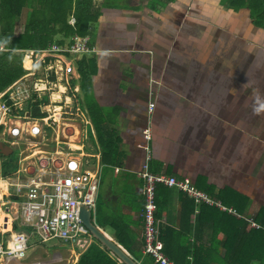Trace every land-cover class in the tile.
<instances>
[{
    "label": "crops",
    "instance_id": "obj_1",
    "mask_svg": "<svg viewBox=\"0 0 264 264\" xmlns=\"http://www.w3.org/2000/svg\"><path fill=\"white\" fill-rule=\"evenodd\" d=\"M165 1L99 5L89 36L97 52L88 57L98 70L87 100L77 70L91 124L87 139L78 144L82 119L60 122L58 133L84 148L86 167L99 178L92 221L104 234L117 244L118 232L134 238L142 251L147 163L154 175L187 180L215 202L198 204L176 187H157L162 230L175 231L176 248L187 246L180 251L197 258L209 252L208 264H222L220 212L252 223L264 207V30L253 25L248 9L236 12L221 0ZM9 160L16 169L19 153ZM37 242L23 263L79 259L72 249L49 253Z\"/></svg>",
    "mask_w": 264,
    "mask_h": 264
},
{
    "label": "built area",
    "instance_id": "obj_2",
    "mask_svg": "<svg viewBox=\"0 0 264 264\" xmlns=\"http://www.w3.org/2000/svg\"><path fill=\"white\" fill-rule=\"evenodd\" d=\"M72 19L70 25L75 23ZM96 52L89 36H75L72 44L67 40L61 46L54 43L45 49L22 51L25 74L0 92V143L13 149L22 146L16 169H7L12 161L0 158V212L5 216L0 225V264H25L31 238L43 244L58 240L78 252L95 241L83 223L81 210L86 207L95 213L99 178L86 167L89 162L84 148L60 138L58 128L60 122L74 123L82 117L86 127L79 129L78 144L87 139L91 124L77 84V62ZM25 58L31 61L29 68L24 67ZM57 92L63 96L61 100H54ZM153 108L151 103L150 110ZM50 131L55 134L54 141ZM145 135L150 137L148 129ZM142 177L146 185L142 253L151 255L156 264H176L161 251L164 222L155 217L158 185L176 187L198 204L215 202L187 180L154 175L147 163ZM252 226L264 230L255 222Z\"/></svg>",
    "mask_w": 264,
    "mask_h": 264
},
{
    "label": "trees",
    "instance_id": "obj_3",
    "mask_svg": "<svg viewBox=\"0 0 264 264\" xmlns=\"http://www.w3.org/2000/svg\"><path fill=\"white\" fill-rule=\"evenodd\" d=\"M116 1L104 0L99 5L110 7ZM169 1L173 0H166L164 4ZM221 2L236 12L248 9L253 25L264 30V0H221ZM99 5L97 6L94 0H0V92L25 73L22 66L23 53L19 55L16 53L17 51L45 49L54 43L60 46L64 45L65 42L60 38L57 39V36L66 38L69 44H72V38L75 36H92V25L100 15ZM24 10H27L25 27L23 32L17 35L15 32L17 20L21 18ZM72 17L75 19L74 25H70L69 19ZM90 46H94L91 37ZM90 55L83 56L77 62L81 94L85 95L86 100L92 91V78L98 70L96 59L88 58ZM25 65L28 68L27 58H25ZM14 168L7 167L9 170ZM220 200L222 203H228L223 194H220ZM205 209L204 213L218 210ZM236 210L242 212L239 207ZM220 214L222 224L219 223L217 229L223 233L220 241L222 240L221 244L226 250L221 261L222 264H251L252 262L264 264V230L255 229L252 223H248L242 218L230 217L225 212H220ZM160 216L161 212L157 207L156 220H159ZM98 221L102 225L100 218ZM254 222L264 226V207L260 209ZM174 232L171 228L161 231L163 244L161 251L176 264H190L188 257L193 253L190 250L180 251L187 247L184 245L176 248L175 242H179L175 236L172 237L175 235ZM118 233L119 244L138 264H156L151 255H144L142 251L136 249L137 243L134 238L120 237L121 235ZM214 238L212 237L213 243ZM193 256L194 262L191 264H208L205 258H212L209 252L203 253L204 258H197L195 254ZM76 264L122 263L105 247L92 243L80 253Z\"/></svg>",
    "mask_w": 264,
    "mask_h": 264
},
{
    "label": "water",
    "instance_id": "obj_4",
    "mask_svg": "<svg viewBox=\"0 0 264 264\" xmlns=\"http://www.w3.org/2000/svg\"><path fill=\"white\" fill-rule=\"evenodd\" d=\"M0 153L4 156H10L13 153V149L9 146H3L0 143ZM81 218L83 223L89 229L93 237L107 250L111 252L113 256H115L118 261L122 264H138L132 256L119 244L113 241L110 237L104 234L101 229L98 228L92 221V214L88 208L83 207L81 210ZM84 250L81 251V253Z\"/></svg>",
    "mask_w": 264,
    "mask_h": 264
},
{
    "label": "rangeland",
    "instance_id": "obj_5",
    "mask_svg": "<svg viewBox=\"0 0 264 264\" xmlns=\"http://www.w3.org/2000/svg\"><path fill=\"white\" fill-rule=\"evenodd\" d=\"M102 1H104V0H102ZM94 3H97V5L100 4L99 0H94ZM121 4H122V0H118L113 7L114 8H118V7H120ZM72 18H71V21H73ZM26 19H27V10H24L21 18L17 20V27H16V30H15V32H16L17 35L18 34H21L23 32L24 27H25V23H26ZM59 38H60V40H62V41H64L66 43V41H67L66 38H63L61 36H57V39H59ZM16 53L19 54V55H22V51H17ZM23 57H24V55H23ZM24 67H26L25 60H24ZM82 97L85 98V95L83 94ZM84 100H86V99H84ZM81 119H82V117H80L79 119H77V121H80ZM75 124H78V123H75ZM47 148H50V146H48ZM21 149H22V146H16V147H14V153L11 156L6 157V156H3V155L0 154V158L6 159V160L13 159L16 162L17 159H18V153H19V151ZM0 197H1V195H0ZM101 200L102 199L98 200V204H97L98 207H100V205H101ZM101 208H102V205H101ZM0 214H1V212H0ZM94 242H96V241H93V243ZM37 244H38V242H37L36 238H31V240L29 241V245L30 246H36ZM48 247H53V248H48ZM39 248H42V249L44 248L49 253H53L54 250H56L57 252H61V253L65 252V251H71V248L69 246L63 247L58 240L51 241L48 244H40L39 245ZM72 250L75 251V253H78V250L77 249H72ZM30 259H31L30 261L35 262V260H33L32 258H30ZM1 261H2V263L5 262L4 260H1ZM43 263H47V261H44Z\"/></svg>",
    "mask_w": 264,
    "mask_h": 264
},
{
    "label": "bare ground",
    "instance_id": "obj_6",
    "mask_svg": "<svg viewBox=\"0 0 264 264\" xmlns=\"http://www.w3.org/2000/svg\"><path fill=\"white\" fill-rule=\"evenodd\" d=\"M27 60H28V68H29L30 65H31V61H30L29 58H27ZM53 97H54V100H57V99H59V98L61 97V95H60L59 93H55V94L53 95ZM4 190H5V189H3V191H4ZM4 218H5V216H4L3 214H0V225L3 223Z\"/></svg>",
    "mask_w": 264,
    "mask_h": 264
},
{
    "label": "clouds",
    "instance_id": "obj_7",
    "mask_svg": "<svg viewBox=\"0 0 264 264\" xmlns=\"http://www.w3.org/2000/svg\"><path fill=\"white\" fill-rule=\"evenodd\" d=\"M25 51V50H24ZM24 55V54H23ZM24 58V57H23ZM22 62H23V60H22ZM2 144V143H1ZM3 146H8V145H4V144H2ZM10 147V146H9ZM12 148V147H11ZM13 149V148H12ZM1 154V153H0ZM2 155V154H1ZM4 156V155H3ZM6 157H8V156H6ZM95 239V238H94ZM95 243H97V244H100L96 239H95ZM101 245V244H100ZM104 247V246H103ZM79 253H81V252H79Z\"/></svg>",
    "mask_w": 264,
    "mask_h": 264
}]
</instances>
